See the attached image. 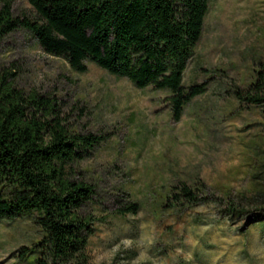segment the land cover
<instances>
[{
    "label": "rangeland",
    "instance_id": "374dc122",
    "mask_svg": "<svg viewBox=\"0 0 264 264\" xmlns=\"http://www.w3.org/2000/svg\"><path fill=\"white\" fill-rule=\"evenodd\" d=\"M12 14L34 13L27 0H13ZM86 65L73 70L25 28L0 40V68L18 88L56 98L71 131L105 138L72 165V179L95 190L81 210L94 229L88 264H264V108L235 98L258 71L264 91V0H209L183 77L205 91L179 121L167 91ZM181 183L197 204H176ZM227 198L244 212H228ZM127 202L136 214L119 212ZM34 216L0 219V264H34Z\"/></svg>",
    "mask_w": 264,
    "mask_h": 264
},
{
    "label": "trees",
    "instance_id": "16d2710c",
    "mask_svg": "<svg viewBox=\"0 0 264 264\" xmlns=\"http://www.w3.org/2000/svg\"><path fill=\"white\" fill-rule=\"evenodd\" d=\"M33 16L15 17L13 0L0 6V40L27 29L48 54L63 57L77 72L86 62L127 78L139 89L167 91L171 118L205 91L185 85L184 72L201 37L209 0H27ZM263 73L235 98L264 108ZM104 136L71 131L60 103L49 94L25 92L14 73L0 68V219L36 214L41 238L34 264H88L92 219L82 208L95 195L92 185L72 179V165L99 146ZM176 204L195 205L196 193L175 186ZM202 200H211L205 197ZM228 212L242 208L226 199ZM127 202L121 214H136Z\"/></svg>",
    "mask_w": 264,
    "mask_h": 264
}]
</instances>
